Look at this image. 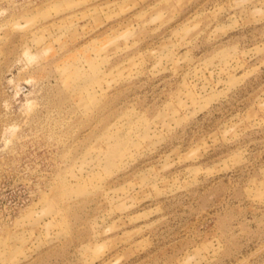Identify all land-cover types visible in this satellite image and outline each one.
<instances>
[{
  "label": "rangeland",
  "instance_id": "obj_1",
  "mask_svg": "<svg viewBox=\"0 0 264 264\" xmlns=\"http://www.w3.org/2000/svg\"><path fill=\"white\" fill-rule=\"evenodd\" d=\"M0 264H264V0H0Z\"/></svg>",
  "mask_w": 264,
  "mask_h": 264
}]
</instances>
